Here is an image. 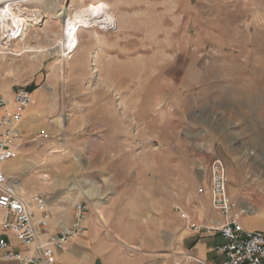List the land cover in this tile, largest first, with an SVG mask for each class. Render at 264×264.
<instances>
[{
    "label": "rangeland",
    "instance_id": "1",
    "mask_svg": "<svg viewBox=\"0 0 264 264\" xmlns=\"http://www.w3.org/2000/svg\"><path fill=\"white\" fill-rule=\"evenodd\" d=\"M23 4L41 13L24 42L8 44L0 19V87L34 85L28 111L46 104L27 117L15 158L28 198L66 210L87 201L114 249L144 255L164 251L159 238L207 187L214 159L264 167V0ZM100 4L114 24L83 27L68 60V15Z\"/></svg>",
    "mask_w": 264,
    "mask_h": 264
},
{
    "label": "built area",
    "instance_id": "2",
    "mask_svg": "<svg viewBox=\"0 0 264 264\" xmlns=\"http://www.w3.org/2000/svg\"><path fill=\"white\" fill-rule=\"evenodd\" d=\"M32 101L33 95L27 89L18 90L11 98L0 92V264H56L55 250H64L72 239L83 235L84 224L92 213L87 201L75 203L71 225L54 233L48 197L36 193L28 198L8 176L6 164L20 153V126ZM209 183L212 208L224 217L225 223L219 227H197L177 207L180 218L197 232L222 235L226 243L215 250L225 257L224 264H264V231L247 232L241 226L237 203L228 193L227 166L220 158L209 165ZM204 193V187L199 186L197 195ZM5 236L14 238L24 250L14 248L3 239Z\"/></svg>",
    "mask_w": 264,
    "mask_h": 264
},
{
    "label": "crops",
    "instance_id": "3",
    "mask_svg": "<svg viewBox=\"0 0 264 264\" xmlns=\"http://www.w3.org/2000/svg\"><path fill=\"white\" fill-rule=\"evenodd\" d=\"M3 19V17H2ZM38 90L32 92L34 95ZM0 92L7 97H13L15 93L0 87ZM35 110L26 111L25 118L20 126V130L27 129V117L37 113ZM264 126V125H263ZM36 128L32 129L35 132ZM227 166L229 176V195L237 203L236 213L239 214V221L243 229L247 232L264 231V167L258 170L234 164L229 158H222ZM16 159L6 164L7 174L16 181V185L21 187L23 183L19 181L21 169L15 164ZM203 195H195L193 200L183 205V210L191 217L193 225L197 227H219L225 223L224 217L215 211L211 205L210 183L205 187ZM73 202V201H72ZM74 205L70 209H63L54 202H50L51 230L59 233L64 227H68L74 215ZM83 235L70 241L64 250H55L56 264H198L195 260L204 261L207 264H224L225 257L218 253L215 248L224 245L226 242L221 234L208 233L205 230L197 232L193 230L187 222L180 218L179 213L173 216V220L164 231V235L159 238L158 244L164 249L156 253L144 255H127L112 247L109 240L102 235L96 221L90 217L84 224ZM10 242L14 248L24 250L14 238L3 237Z\"/></svg>",
    "mask_w": 264,
    "mask_h": 264
},
{
    "label": "bare ground",
    "instance_id": "4",
    "mask_svg": "<svg viewBox=\"0 0 264 264\" xmlns=\"http://www.w3.org/2000/svg\"><path fill=\"white\" fill-rule=\"evenodd\" d=\"M28 1L31 0H0V14L6 11H8L11 14L10 18L6 16H0V19H2L3 17V23H2L3 28H5V30L7 29L9 33H12V35L11 34L9 35L8 44L11 43L13 40L24 42L29 28L32 26V23L34 21H37L38 15L41 13L40 9L35 7L25 6L23 4ZM6 4L7 7L3 8V6ZM88 9H89L88 11H84L80 15L76 14L77 16L76 19H73L71 16L68 15V20L64 24L63 27L64 42L63 45L62 44L61 45L63 47L62 50L64 53L69 52V54H67L68 60L72 59L77 51L78 36L83 27L87 25H94L102 29H107V28H111V25L114 24L115 22L114 19H112L107 15L108 7L105 4L92 5ZM65 10L66 9L61 10L58 16L61 15L62 12H65ZM12 36L14 38H11ZM6 50H7L6 48H3L1 54L6 55ZM21 52H23V49H21ZM43 52H44L43 50L34 49L32 47H28L25 51V53H29V54L43 53ZM19 56H22V54H19ZM11 179H12V183L16 186L17 189L21 187V185L19 184L16 185V181L13 178ZM87 192L91 193L92 191H87Z\"/></svg>",
    "mask_w": 264,
    "mask_h": 264
},
{
    "label": "trees",
    "instance_id": "5",
    "mask_svg": "<svg viewBox=\"0 0 264 264\" xmlns=\"http://www.w3.org/2000/svg\"><path fill=\"white\" fill-rule=\"evenodd\" d=\"M36 90V87H34V85L33 86H31L30 88H29V91L32 93V92H34Z\"/></svg>",
    "mask_w": 264,
    "mask_h": 264
}]
</instances>
